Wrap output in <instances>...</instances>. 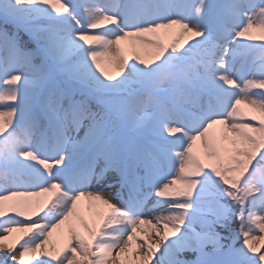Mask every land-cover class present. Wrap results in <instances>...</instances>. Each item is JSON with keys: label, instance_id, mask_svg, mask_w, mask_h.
<instances>
[{"label": "snow or ice", "instance_id": "snow-or-ice-1", "mask_svg": "<svg viewBox=\"0 0 264 264\" xmlns=\"http://www.w3.org/2000/svg\"><path fill=\"white\" fill-rule=\"evenodd\" d=\"M0 264H264V0H0Z\"/></svg>", "mask_w": 264, "mask_h": 264}, {"label": "rangeland", "instance_id": "rangeland-1", "mask_svg": "<svg viewBox=\"0 0 264 264\" xmlns=\"http://www.w3.org/2000/svg\"><path fill=\"white\" fill-rule=\"evenodd\" d=\"M71 2L73 3V4H75L76 5V7H77V10L79 11L86 3H87V0H71ZM212 2L213 3H216V2H219V0H212ZM26 38V37H25ZM166 39V42H167V39L168 38H165ZM122 47H124L125 48V55H129V52H128V49H127V46L125 45V44H123L122 43ZM131 62H133V61H131V60H129V63H131ZM35 63L36 64H39L40 62L37 60V61H35ZM102 64H104L105 66H108L109 65V61H108V59L107 58H102ZM236 67H239V64H237L236 65ZM25 74L26 75H32V73L29 71V70H27V69H25ZM117 190H119V188H118V186L115 188V189H109L108 191H117ZM122 195L125 197V198H127V195H128V192H127V190H124L123 192H122ZM154 199V198H153ZM114 203H117V204H119L120 203V201H118V200H116V201H113ZM150 207H151V203H150V205H149ZM81 211L85 214V215H87V213H88V202L87 201H82L81 202ZM156 214H158V213H148V216L149 217H152V216H154V215H156ZM198 230H199V228H198ZM219 230V229H218ZM223 235H225V236H227V235H229L230 233L229 232H227V231H225V232H223L222 233ZM152 243H155V240H153L152 241ZM161 251H162V246H161ZM187 255H185V254H183L182 256H181V258L182 259H191V260H194L195 259V255L194 254H192V253H186ZM189 254H192V257H193V259H192V257H191V255H189ZM159 257V252H158V254H157V258Z\"/></svg>", "mask_w": 264, "mask_h": 264}, {"label": "trees", "instance_id": "trees-1", "mask_svg": "<svg viewBox=\"0 0 264 264\" xmlns=\"http://www.w3.org/2000/svg\"><path fill=\"white\" fill-rule=\"evenodd\" d=\"M235 223V222H234Z\"/></svg>", "mask_w": 264, "mask_h": 264}]
</instances>
